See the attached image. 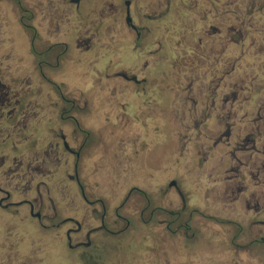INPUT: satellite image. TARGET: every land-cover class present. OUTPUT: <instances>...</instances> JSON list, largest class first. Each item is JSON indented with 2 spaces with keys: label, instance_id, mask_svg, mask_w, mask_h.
Returning a JSON list of instances; mask_svg holds the SVG:
<instances>
[{
  "label": "flooded vegetation",
  "instance_id": "af4514ba",
  "mask_svg": "<svg viewBox=\"0 0 264 264\" xmlns=\"http://www.w3.org/2000/svg\"><path fill=\"white\" fill-rule=\"evenodd\" d=\"M170 1L0 0V264H264L260 11L189 0L178 41H150ZM160 77L175 88L151 112L172 128L158 161L175 169L156 203L137 179L101 190L106 161L138 168L150 149L100 109L150 100Z\"/></svg>",
  "mask_w": 264,
  "mask_h": 264
},
{
  "label": "rangeland",
  "instance_id": "374dc122",
  "mask_svg": "<svg viewBox=\"0 0 264 264\" xmlns=\"http://www.w3.org/2000/svg\"><path fill=\"white\" fill-rule=\"evenodd\" d=\"M212 6L215 10L219 9V3L215 0H211ZM244 4L246 5V15L247 19L249 14L248 4H251L250 0H244ZM192 3L189 0H171L170 1V9L169 12L158 19H154L152 23H156L154 26L150 24L151 32H150V41L154 40V36L157 35V39L163 44H168L173 42H177V34L180 30V24L176 21V18L181 19V21L190 20V8ZM200 8H204V6H198L197 10L200 11ZM257 11H260L259 22L262 28H264V0H256L255 7ZM203 14L206 13L205 9H202ZM209 15V14H208ZM188 23V22H187ZM186 23V25H187ZM194 33H196L194 29ZM183 40H187L185 37H182ZM252 40L249 38L247 40V44ZM246 44V41L244 42ZM181 45L182 54L184 52H190L188 45ZM168 55H171L169 53ZM183 56V55H181ZM169 61H173V56H168ZM203 62H210L213 57L210 55L200 56ZM162 66V70L167 71L169 69V63L167 59L164 62H160ZM180 67L183 71V74L187 75L188 71L186 69L187 66L181 65ZM175 88V85L172 81L168 80L166 77H160L154 83L149 84L146 89L149 93L150 100H144L140 97H136L137 102L134 100L132 96H125L122 99H126L125 103L121 107H116L113 110V114H110V110L108 108L100 109V116L103 120L104 118H108L114 122V114H122L127 117V119L137 126L140 127L145 133L140 140L139 145L144 140L147 142V146L150 149L148 160L143 161V164L135 168V166L128 165L123 163L124 161H118L119 164L123 163L120 167L116 168V171H112V167L110 166V162L107 163V171L102 174L101 177V190L108 189H117L120 185L127 184L129 182L135 181V179L141 181V184L149 189V197L152 199L154 203L157 202L158 199V181L164 180L166 183L168 179V174L175 169V165L177 158L174 155H168V157L163 161H158V158L162 156L163 149L162 147H156V145H161L164 141H168L167 134L172 133V128L168 124V120L163 117H153L151 112L156 109L157 106L165 105L168 103L169 99L172 96L171 89ZM183 132V131H182ZM136 133H133L132 136L136 137ZM115 162V161H114ZM129 162V161H127ZM131 164H135L137 161H130ZM137 165V164H135ZM167 172V173H166ZM164 178V179H163ZM112 181V183H111ZM151 188V189H150ZM141 228V227H140ZM114 240H111L113 242ZM114 253V252H113ZM113 253H108V257H114ZM24 260H20L19 262H25ZM17 261H13L12 264H19Z\"/></svg>",
  "mask_w": 264,
  "mask_h": 264
}]
</instances>
